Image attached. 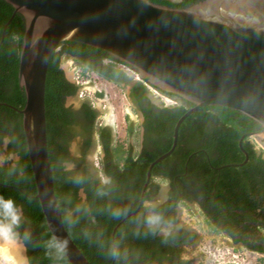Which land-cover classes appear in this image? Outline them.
Here are the masks:
<instances>
[{
	"label": "trees",
	"instance_id": "1",
	"mask_svg": "<svg viewBox=\"0 0 264 264\" xmlns=\"http://www.w3.org/2000/svg\"><path fill=\"white\" fill-rule=\"evenodd\" d=\"M149 1L171 8H186L202 0ZM13 12L11 5L0 0V37L5 27L0 44V137L14 135L18 138V145L8 147L9 151L18 153L16 163L22 173L17 171L9 175L7 165L0 168V194L12 197L24 209L29 222L27 226L34 239V245L27 253L31 264H53L41 246L51 233L40 203L34 198L36 185L22 131V115L17 111L25 104L24 91L18 82L24 18L19 13L12 16ZM63 58H71L83 71L96 73L114 86L120 87L121 82L127 83L131 78L118 68L123 63L110 54L78 42L58 44L47 68L44 104L54 193L56 197L70 195L73 205L83 198L91 205V215L95 216L96 224H92L88 216H82L75 229L63 223L89 264L113 262L104 257L95 243H89L82 237L80 231L86 227L94 235L102 231L105 239L126 233V242L136 254L132 264H194L182 258L181 247L195 242L196 233L180 227L177 218L178 206L190 209L192 203L197 205L212 233H223L234 245L264 256V153L256 149L252 138H244L242 148L247 152V161L241 166H228L244 161L238 146L241 136L260 131L261 127L242 113L221 106L202 107L183 120L175 149L151 170V179L139 210L123 221L112 235L113 228L124 217L113 219L103 211L109 197L94 195L98 185L95 174L92 173L84 185L78 186L67 180L70 174L59 167V161L69 156L70 142L81 139L77 156L87 155L94 142L101 147L103 157L99 159L97 170L115 178L117 190L113 203L127 206L129 215L138 206L149 164L170 149L174 125L192 104L176 97L180 103L173 108L158 109L146 98V87L142 83L137 84L131 96L142 108L145 121L142 146L134 151L132 146L125 147L113 140L110 129L97 123V111L89 102L81 103L77 109L66 105L67 98L76 95L77 86L66 79L61 68ZM124 119L126 135L138 139L140 126L134 125L128 115ZM76 167L77 170L86 168L85 160H77ZM157 180L168 182L167 198L158 203L159 210L174 220L176 227L168 230L170 235L167 239L161 235L145 234L142 227L141 234L134 236L133 231L142 225L144 205L153 203L160 191ZM61 215L63 220L62 212ZM67 264H70L68 260Z\"/></svg>",
	"mask_w": 264,
	"mask_h": 264
},
{
	"label": "water",
	"instance_id": "2",
	"mask_svg": "<svg viewBox=\"0 0 264 264\" xmlns=\"http://www.w3.org/2000/svg\"><path fill=\"white\" fill-rule=\"evenodd\" d=\"M4 1L13 7L12 16L19 13L24 18L18 82L24 91L25 104L17 111L22 115V131L36 185L34 198L40 203L51 235L71 242L70 264L89 262L67 233L61 212H50L46 205L49 197L56 196L47 151L45 83L49 60L58 44L78 42L102 50L136 73L138 79L129 77L131 80L123 83V87L116 86L121 136L114 140L125 147L132 146L137 151L141 141L140 137H127L124 129L125 115L134 125L140 122L125 98L134 81L192 104L174 125L170 149L149 164L137 208L115 225L112 235L139 210L152 168L173 152L181 123L198 109L229 108L260 125V131L246 133L239 139L244 161L228 166H241L247 161V152L242 148L244 138H253L264 148V0H202L186 8H171L149 0ZM4 34L5 27L0 44ZM61 68L67 78L96 95L98 89L91 90L89 79H83V70L74 60L63 58ZM149 96L159 104L154 94ZM83 100L99 111L98 124L103 122L107 104L100 107L80 89L67 98L66 105L77 109ZM105 123L110 127V122ZM77 144L76 138L71 143L76 156ZM100 148L96 144L89 151L93 152L96 168ZM157 182L160 191L153 203L164 201L169 189L167 181Z\"/></svg>",
	"mask_w": 264,
	"mask_h": 264
},
{
	"label": "clouds",
	"instance_id": "3",
	"mask_svg": "<svg viewBox=\"0 0 264 264\" xmlns=\"http://www.w3.org/2000/svg\"><path fill=\"white\" fill-rule=\"evenodd\" d=\"M124 74L128 76L126 73ZM145 84L162 103H172L170 98L160 97L161 94L153 86ZM18 144L19 140L14 135L0 137V168L7 165L9 175L15 174L17 171L22 173V169H18L16 163L18 153L14 150L9 151L8 147L9 145ZM80 159L85 160L86 168L77 170L76 161ZM59 167L63 172L70 174L66 179L78 186L88 182L93 170H95L94 163L88 162L85 154L76 156L72 153L71 142L69 144V156L59 161ZM95 177L98 180V185L95 188L94 195L99 198L109 197L103 211L107 212L113 219L119 220L125 217L128 214V207L113 203L114 193L117 190L115 178L107 174H101L98 171H95ZM46 205L50 212H62L63 223L70 228L75 229L82 216H88L90 222L96 224L95 216L91 215V205L86 198L73 205L70 195L49 197ZM144 208L142 225L137 226L136 230L133 231V235L138 237L141 234L140 228L142 227L145 234L161 235L167 239L170 235L168 230L176 227L175 221L166 217L164 212L159 210L158 203H146ZM28 223L23 207L17 204L12 197H5L0 194V264H31V258L27 253L29 247L34 245V239L31 229L27 226ZM80 234L89 243H95L104 257L112 261L113 264H132V261L136 258L133 249L126 242V233L122 232L110 239H105L102 231H98L94 235L91 229L86 227L81 229ZM41 246L45 251V255L53 261V264H67V260L71 256V242L68 239L53 234Z\"/></svg>",
	"mask_w": 264,
	"mask_h": 264
},
{
	"label": "rangeland",
	"instance_id": "4",
	"mask_svg": "<svg viewBox=\"0 0 264 264\" xmlns=\"http://www.w3.org/2000/svg\"><path fill=\"white\" fill-rule=\"evenodd\" d=\"M80 70H83L82 67H80ZM83 79H89L91 90L97 88L98 91L102 92L103 98H97L96 95L88 93L81 86L80 91L100 107H103L104 103L107 104L103 122H110V128L115 137L121 136L116 86L106 83L91 71H83ZM150 92L149 94H154L152 91ZM154 96L156 97L155 94ZM157 100L159 101L158 98ZM99 119H101V115ZM252 141L256 149L262 150L264 153V148L257 140L252 138ZM89 161L94 163L96 167L93 152H89ZM189 207L190 209L183 205L178 206V224L187 230L195 232L197 238L195 242L181 247L182 258L190 260L194 264H224L228 257L235 255L239 264H264V256L253 253L241 245H234L231 239L222 233H212L207 227L197 205L192 203ZM221 254L224 258L221 257ZM260 260L262 261L259 262Z\"/></svg>",
	"mask_w": 264,
	"mask_h": 264
},
{
	"label": "flooded vegetation",
	"instance_id": "5",
	"mask_svg": "<svg viewBox=\"0 0 264 264\" xmlns=\"http://www.w3.org/2000/svg\"><path fill=\"white\" fill-rule=\"evenodd\" d=\"M179 1V0H178ZM94 74H96V73H94ZM97 75V74H96ZM100 79H102L103 81H105L106 83H108V84H110V85H112V82H109V81H107L106 79H104L103 77H101V76H99V75H97ZM66 79L70 82V83H72V84H74V85H76L77 86V93H78V91H79V89H80V86H78L76 83H75V81H73V80H71V79H69V78H67L66 77ZM139 83H142L143 85H144V87H146V89H147V91H146V93H145V96H146V98L149 100V102L152 104V105H154L156 108H158V109H170V108H173V106H168L167 104H163L160 100H159V104H157V103H155L152 99H151V97L149 96V93H151L150 92V90L148 89V87L146 86V84L144 83V82H142V81H134L133 83H131L130 84V88H129V90H128V93H127V95L125 96V98L128 100V102H129V104L131 105V108H132V110L134 111V112H136V115H138V117L140 118V122H138V125L140 126V128H139V137H140V148H141V146H142V141H143V133H144V129H143V123H144V121H145V115H144V112H143V110H142V108L139 106V104H137V102H135V100H134V98L131 96V92H132V89L137 85V84H139ZM120 87L122 86L123 87V82H121L120 84ZM155 88V87H154ZM156 90H158V92L161 94V95H159L160 97L161 96H164V97H167V98H170V100H171V102L173 103V101H175V103H180V101L178 100V98H176V96H174V95H171V94H168V93H165V92H163V91H161V90H159V89H157V88H155ZM76 93V94H77ZM97 94H102V92H100V91H98L97 93H96V96H97ZM81 97V96H80ZM97 98H103V94H102V96L101 97H99V96H97ZM83 102H88V101H85V100H83L82 101V103ZM81 105V104H80ZM74 108V107H73ZM93 108H95V107H93ZM96 110V109H95ZM97 111V123H98V120H99V118H100V114H99V111L98 110H96ZM124 122H125V119H124ZM100 124H104L105 126L107 125L105 122H101V123H99V125ZM125 126H127L126 125V122H125ZM109 129H110V131H111V137H112V139L114 140V134H113V132H112V129L109 127V126H107ZM127 137H129V136H127ZM78 139V149H79V147L81 146V139L80 138H77ZM96 142H94L93 144H92V146H91V148H94L95 146H96V144H95ZM97 146H98V144H97ZM91 148H90V150H91ZM139 148V149H140ZM89 150V151H90ZM98 154H99V159L101 158V157H103V150L100 148V151L99 152H97ZM87 157H88V154L86 155ZM87 161H88V159H87ZM88 162H90V161H88ZM91 163V162H90ZM96 167H95V170H93V173L96 171ZM223 234V233H222ZM225 235V234H224Z\"/></svg>",
	"mask_w": 264,
	"mask_h": 264
},
{
	"label": "built area",
	"instance_id": "6",
	"mask_svg": "<svg viewBox=\"0 0 264 264\" xmlns=\"http://www.w3.org/2000/svg\"><path fill=\"white\" fill-rule=\"evenodd\" d=\"M118 67L124 72L126 73L128 76H131V77H134V78H137V75L135 74L134 71L122 66V65H118ZM221 257L224 258L221 254ZM224 264H239L237 262V256L235 255H232L231 257H228V259L224 262Z\"/></svg>",
	"mask_w": 264,
	"mask_h": 264
}]
</instances>
